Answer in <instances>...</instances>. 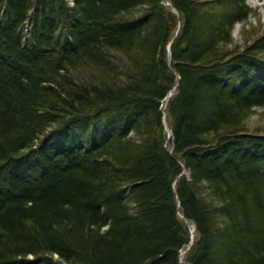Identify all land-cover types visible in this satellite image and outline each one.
<instances>
[{"label":"trees","instance_id":"obj_1","mask_svg":"<svg viewBox=\"0 0 264 264\" xmlns=\"http://www.w3.org/2000/svg\"><path fill=\"white\" fill-rule=\"evenodd\" d=\"M167 1L0 0V264H264V33Z\"/></svg>","mask_w":264,"mask_h":264},{"label":"rangeland","instance_id":"obj_2","mask_svg":"<svg viewBox=\"0 0 264 264\" xmlns=\"http://www.w3.org/2000/svg\"><path fill=\"white\" fill-rule=\"evenodd\" d=\"M164 3L166 6L169 5L167 0H164ZM248 4L252 7L249 19L245 22H238L233 28V41L240 46H245L250 43V41L264 33V0H248ZM138 12L139 10L136 11V13ZM248 118L249 129L252 131L258 130L264 133V107L254 108ZM171 136L172 134L168 135V137ZM184 174L189 176V172L186 170L184 171ZM191 228L194 227L192 226ZM193 231H191L192 234H194ZM188 249L189 248L187 247L181 252V260H183V256Z\"/></svg>","mask_w":264,"mask_h":264},{"label":"water","instance_id":"obj_3","mask_svg":"<svg viewBox=\"0 0 264 264\" xmlns=\"http://www.w3.org/2000/svg\"><path fill=\"white\" fill-rule=\"evenodd\" d=\"M177 12H178V10H177ZM171 43V42H170ZM169 43V44H170ZM171 45V44H170ZM170 45H169V50H170ZM177 85V84H176ZM176 85L174 86V89L166 96V98H165V102H164V108H165V106H166V104H167V102H168V99L174 94V90L176 89ZM164 122H165V125H166V128H167V130H168V133H169V135H171L172 134V130L169 128V126H168V122L166 121V111H165V114H164ZM182 216V215H181ZM193 229L194 228H191V231H193ZM193 236H194V234H192V238H191V241H190V244L188 245V248H190V246L192 245V239H193Z\"/></svg>","mask_w":264,"mask_h":264},{"label":"bare ground","instance_id":"obj_4","mask_svg":"<svg viewBox=\"0 0 264 264\" xmlns=\"http://www.w3.org/2000/svg\"><path fill=\"white\" fill-rule=\"evenodd\" d=\"M175 85H176V84H175ZM175 85H174V86H175ZM173 89H174V87H172L171 91H172ZM171 91H170V92H171ZM174 91H175V90H174ZM170 92H169V93H170Z\"/></svg>","mask_w":264,"mask_h":264}]
</instances>
